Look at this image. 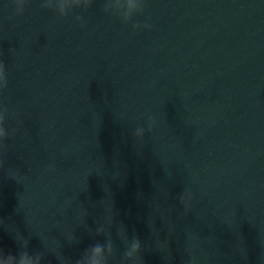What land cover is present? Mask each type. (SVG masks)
<instances>
[{
  "label": "clouds",
  "instance_id": "9594fccd",
  "mask_svg": "<svg viewBox=\"0 0 264 264\" xmlns=\"http://www.w3.org/2000/svg\"><path fill=\"white\" fill-rule=\"evenodd\" d=\"M27 0H12V3L15 6V14L21 15L24 11V6ZM93 0H42V7L47 9H52L56 11L60 16H67L68 13L76 7H80L81 5L84 8H88L92 4ZM145 0H105L104 3V11L111 12L113 15L118 16L124 23H129L132 21L133 15L143 11ZM55 3L58 7L53 8L52 5ZM77 19H81V17H77ZM144 27H149L148 24H144ZM133 29H139L141 25L139 23L132 24ZM8 81L5 70V65L2 61H0V92L3 89L7 88ZM7 109L0 111V148L3 147L4 141L6 140L8 133L4 128V113ZM155 123V119L153 117H149L148 119V128L147 131L151 132L152 125ZM146 129L144 127H137L134 131V135L137 139L143 138L145 136ZM3 166V162L0 161V167ZM186 194H182L180 197V202L184 207L185 212L188 211V204L185 198ZM190 198V197H189ZM105 245H101L99 243L93 245L89 250L88 254L92 258V264H106L107 258L104 257ZM108 251L111 253L112 244H107ZM141 250V244L139 238H137L131 245V251L125 252V256L131 257L133 253H138ZM10 264H17V260L19 264H32V260L29 257L27 252H20L18 254L9 253L6 257H4ZM37 261L39 257L36 258ZM77 264H80L78 261Z\"/></svg>",
  "mask_w": 264,
  "mask_h": 264
}]
</instances>
